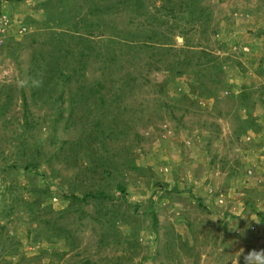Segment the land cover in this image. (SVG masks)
<instances>
[{
    "label": "rangeland",
    "instance_id": "obj_1",
    "mask_svg": "<svg viewBox=\"0 0 264 264\" xmlns=\"http://www.w3.org/2000/svg\"><path fill=\"white\" fill-rule=\"evenodd\" d=\"M0 2V264L264 251V0Z\"/></svg>",
    "mask_w": 264,
    "mask_h": 264
},
{
    "label": "trees",
    "instance_id": "obj_2",
    "mask_svg": "<svg viewBox=\"0 0 264 264\" xmlns=\"http://www.w3.org/2000/svg\"><path fill=\"white\" fill-rule=\"evenodd\" d=\"M65 1H67V0H65ZM0 6H1V2H0ZM164 11H166L165 10V8L163 7L162 8ZM2 12H0V14H1ZM57 19H59L58 18V16H57ZM55 21V20H54ZM61 21V20H60ZM62 21H64V19L62 20ZM56 22V21H55ZM56 23H60V22H56ZM64 73V72H63ZM62 72H61V76L62 75H65V74H63ZM65 81H67L66 79H64V82ZM23 100H24V102L26 103V97H25V95L23 94ZM39 167V165H37L36 163L35 164H30V165H28V166H25V167H23V170L25 171V172H30V171H32V170H36L37 168ZM119 189H120V191L122 192V193H125L126 192V188H124L123 186H119ZM96 195H94V194H92V193H89V194H86L85 196H84V198H80L79 196H76V195H72L70 198L72 199V200H74V201H80V200H82V201H86V200H88V199H90V198H92V197H95ZM64 197H67V194H65L64 195ZM97 197H100V198H109L108 196H106V195H104V194H102V193H100L99 195H97ZM11 212L12 211H14L13 209L12 210H10ZM153 219H154V221H153V226H154V229L155 230H157V228H158V224H159V219H158V217H157V215L153 212Z\"/></svg>",
    "mask_w": 264,
    "mask_h": 264
},
{
    "label": "clouds",
    "instance_id": "obj_3",
    "mask_svg": "<svg viewBox=\"0 0 264 264\" xmlns=\"http://www.w3.org/2000/svg\"><path fill=\"white\" fill-rule=\"evenodd\" d=\"M1 29H5V33L2 34V36H1L2 43L0 44V47H1V45L4 44V42H6V37H8V34H7V25L5 24L4 26L3 25L0 26V30ZM23 29H24L23 27L18 28L16 30V32L17 33H20V34L22 33L21 35H23V32H24ZM25 30H26V28H25ZM11 32H13V31L10 29V33ZM229 261H232V260L229 259L228 261H226V264H229ZM232 264H233V261H232ZM244 264H264V251L257 252L255 250H253V251L247 253V255L244 256Z\"/></svg>",
    "mask_w": 264,
    "mask_h": 264
},
{
    "label": "built area",
    "instance_id": "obj_4",
    "mask_svg": "<svg viewBox=\"0 0 264 264\" xmlns=\"http://www.w3.org/2000/svg\"><path fill=\"white\" fill-rule=\"evenodd\" d=\"M6 23H7V21H6ZM25 29V28H24ZM5 33V29H1L0 30V35L2 36V34H4ZM1 36H0V44L2 43V41H1Z\"/></svg>",
    "mask_w": 264,
    "mask_h": 264
}]
</instances>
